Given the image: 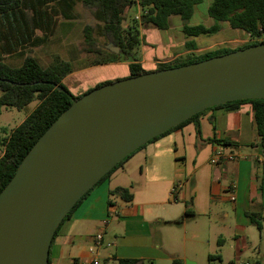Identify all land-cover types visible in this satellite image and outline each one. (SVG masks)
Listing matches in <instances>:
<instances>
[{
    "label": "crops",
    "instance_id": "crops-1",
    "mask_svg": "<svg viewBox=\"0 0 264 264\" xmlns=\"http://www.w3.org/2000/svg\"><path fill=\"white\" fill-rule=\"evenodd\" d=\"M192 41L198 52L199 44ZM187 53L185 44L175 57ZM139 61L145 69L154 63L149 71H155L172 60ZM122 63L129 69L125 60L108 64ZM199 122L201 134L195 121L174 129L147 143L95 186L56 232L49 264H121V259L139 264H173L174 259L181 264H264V227L260 231L249 216L260 213L264 221V144L253 105L212 108ZM219 149L237 158L212 164ZM0 152L1 157L4 149ZM136 167L139 176H133ZM122 188L133 194L132 200L124 199Z\"/></svg>",
    "mask_w": 264,
    "mask_h": 264
},
{
    "label": "water",
    "instance_id": "water-1",
    "mask_svg": "<svg viewBox=\"0 0 264 264\" xmlns=\"http://www.w3.org/2000/svg\"><path fill=\"white\" fill-rule=\"evenodd\" d=\"M242 99H264V42L73 98L0 192V264H49L60 224L119 162L194 115Z\"/></svg>",
    "mask_w": 264,
    "mask_h": 264
},
{
    "label": "trees",
    "instance_id": "trees-1",
    "mask_svg": "<svg viewBox=\"0 0 264 264\" xmlns=\"http://www.w3.org/2000/svg\"><path fill=\"white\" fill-rule=\"evenodd\" d=\"M202 1L0 0V115L4 107L21 110L31 102L39 101L37 107L10 132L3 142L4 153L0 157V192L13 178L19 165L36 141L72 104V99L80 97H73L63 83L64 78L73 71L70 60L55 55L50 64L43 65L40 58L35 56L32 51L34 47L45 44L49 37L55 34L60 19L74 16V10L78 3L92 10L95 18L100 22L99 31L96 30L94 25H86L84 28L85 39L77 51L79 53L86 52L101 55V59L93 64L129 61L130 76H137L149 71L143 67L137 52H135L141 41L140 27L136 24L124 26L128 8L134 5L140 8L141 24L167 29L170 25L171 16L178 15L185 21L189 20L194 14L195 6ZM208 14L215 21L213 25H185L184 31L186 34L190 37L216 34L221 30V23L227 22L230 27L246 32L250 42L235 48L222 46L199 53L195 51L198 45L191 40L186 43L187 54L176 56L171 62L162 63L157 68L158 70L198 62L264 42L257 40L261 31L264 30V0H212L208 8ZM135 20L137 19L135 18ZM95 32H98L105 39L104 44L100 45L98 43ZM109 43L119 47V52L115 53L107 49ZM77 51H72V58L77 57ZM2 55L20 56L23 58L22 64L12 67L3 61ZM111 82L98 83L94 88ZM57 86H61L63 90H59ZM244 102H250L253 105L258 134L264 144V99L235 100L206 110L212 108L236 110ZM203 112L194 115L149 142L193 121L196 122L198 134H201L199 117ZM206 141L221 144L228 143L226 139L209 138ZM135 152L119 162L95 186L109 178ZM92 189L76 203L65 219L70 217ZM121 191L124 199L127 201L132 200L133 194L128 189L122 188ZM186 214H189V212L187 211ZM249 216L257 228L262 231L264 227L262 215L260 213H250ZM139 262L137 259L120 260L121 264H139ZM173 264H181V262L174 259Z\"/></svg>",
    "mask_w": 264,
    "mask_h": 264
},
{
    "label": "rangeland",
    "instance_id": "rangeland-1",
    "mask_svg": "<svg viewBox=\"0 0 264 264\" xmlns=\"http://www.w3.org/2000/svg\"><path fill=\"white\" fill-rule=\"evenodd\" d=\"M211 3L212 0H203L201 3L197 4L193 16L186 21L178 15L171 16L169 20L170 25L167 29H159L153 25L141 24V20H135V15L140 8L135 5L128 8L124 26L127 27L136 24L140 27L141 32V41L136 47L135 52L142 58L170 61L173 60L175 55L179 52L185 50V44L189 40L197 41L201 48L198 51L199 53L222 46L235 48L250 42L248 35L240 34L242 30L230 27L227 22L221 23V30L216 34H203L199 37L188 36L184 31L185 25L194 26L204 24L206 26H211L214 24V19L208 14V8ZM74 14L75 15L71 16V18L60 19V24L55 34L49 37V40L45 44L34 47L32 50L33 54L40 58L43 65L50 64L55 55L71 61L73 69L77 72L73 74L64 85L68 88L73 97H81L84 95V92L92 87L95 81L102 83L104 81L113 82L128 78L130 72L126 63H102L92 69L78 71L89 64L93 65L95 61L101 59V55L99 54L79 53L77 51L85 39V26L88 24L94 25L96 30L99 31L100 22L95 18L93 11L83 7L81 3H78L75 7ZM95 35L100 45L105 43V39L100 36L98 32H95ZM108 45L114 47L112 43ZM72 51H77L76 58H72ZM2 56L3 61L12 67L20 66L23 61V58L20 56ZM160 65L161 64H158L157 68ZM155 67L154 63L149 62L146 64V70L148 71L154 70ZM38 104L39 101L35 100L21 110L12 107H4L2 109L0 115V151L4 149L3 142L10 132L21 124ZM143 148L144 147L140 150ZM136 175L139 176V167L133 169V176ZM256 230L257 235L260 236L259 230ZM251 264H254V262L251 261Z\"/></svg>",
    "mask_w": 264,
    "mask_h": 264
},
{
    "label": "built area",
    "instance_id": "built-area-1",
    "mask_svg": "<svg viewBox=\"0 0 264 264\" xmlns=\"http://www.w3.org/2000/svg\"><path fill=\"white\" fill-rule=\"evenodd\" d=\"M140 16H141V10L139 9L135 15V18L137 20H140ZM257 40L264 41V30L261 31V34H260V36H258ZM236 158H237V155H235L234 153H225L222 149H219L215 152V154L211 158V163L212 164H219L224 160H233ZM178 187H179V184L174 187L173 191L176 192ZM97 239L100 240L101 235H98ZM87 264H89V263H87ZM92 264H99V262L95 260Z\"/></svg>",
    "mask_w": 264,
    "mask_h": 264
}]
</instances>
